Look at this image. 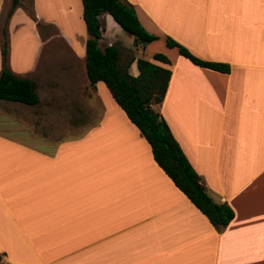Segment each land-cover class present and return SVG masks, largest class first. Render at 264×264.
<instances>
[{"label": "crops", "instance_id": "obj_1", "mask_svg": "<svg viewBox=\"0 0 264 264\" xmlns=\"http://www.w3.org/2000/svg\"><path fill=\"white\" fill-rule=\"evenodd\" d=\"M127 1L169 63L140 42L123 63L109 13L98 44H115L133 75L139 56L170 68L158 111L234 215L212 224L106 85L89 83L81 0H19L9 16L11 0H0L7 65L38 94L34 104L0 98V264H264V0ZM167 35L228 70L192 62Z\"/></svg>", "mask_w": 264, "mask_h": 264}, {"label": "trees", "instance_id": "obj_2", "mask_svg": "<svg viewBox=\"0 0 264 264\" xmlns=\"http://www.w3.org/2000/svg\"><path fill=\"white\" fill-rule=\"evenodd\" d=\"M81 1L82 17L88 33L85 41V70L89 83L95 85L97 81H102L106 85L114 100L150 144L158 165L212 224L218 229L224 227L234 215L232 207L225 201L212 198L156 106L164 97L170 68L139 56L136 60L139 72L137 75L131 74L128 71L129 62L125 65L119 62V49L115 44L99 46L98 40L102 31L100 15L109 13L120 27L132 36L135 45L139 42L149 43L158 35L142 25L134 5L127 0ZM17 3L19 0H11L7 16ZM29 11L35 19L32 8ZM1 33L0 98L27 104L37 103L38 94L34 81L15 74L8 67V40L4 27ZM165 44L169 47L176 46L180 54L198 65L221 71H227L229 68L226 63L197 56L171 36H165ZM152 58L163 63L170 61L162 52L153 53Z\"/></svg>", "mask_w": 264, "mask_h": 264}, {"label": "rangeland", "instance_id": "obj_3", "mask_svg": "<svg viewBox=\"0 0 264 264\" xmlns=\"http://www.w3.org/2000/svg\"><path fill=\"white\" fill-rule=\"evenodd\" d=\"M3 24H1V25H3ZM0 29L2 30V26H0ZM4 29H5L6 34H8V32H7L8 29H7L6 25L4 26ZM32 31H34V28H32ZM52 31L53 30L51 28L47 27V26L46 27H42L41 28V36H40V38H46L48 35H50V33ZM116 37H117L116 39H118V42L120 43V45H122V48H124L123 49L124 51L122 52V56H123L122 62L123 63L127 62L131 55H141V52L138 51V49H137L136 45L133 43V40L131 39L130 35L126 31H124L122 28H120L118 30ZM54 38H56V37H54ZM47 44H48L49 47H51V46L54 47V48H51L52 50H54V49L56 50V46H57V49H59L61 47L60 44L57 43V41L56 42L53 41V39ZM149 44L146 43V45L144 47V50H143L144 53H146L148 51L146 49H149V50L153 49V50H157V51H160V52H163V53L166 50L165 45L163 44L162 40L161 41L156 40L153 43H151L150 45ZM171 52H172L171 50H166L165 51L166 55H170ZM78 78H79V76H78ZM10 122L16 123V120H14L11 117ZM30 122L27 123L28 127H31L32 125H34L33 122H31V123ZM52 125H53V123H52Z\"/></svg>", "mask_w": 264, "mask_h": 264}]
</instances>
